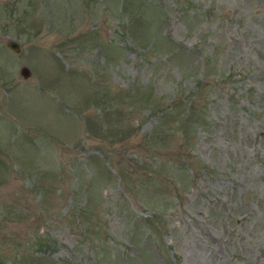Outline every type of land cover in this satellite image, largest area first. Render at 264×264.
Returning <instances> with one entry per match:
<instances>
[{
  "label": "rangeland",
  "instance_id": "rangeland-1",
  "mask_svg": "<svg viewBox=\"0 0 264 264\" xmlns=\"http://www.w3.org/2000/svg\"><path fill=\"white\" fill-rule=\"evenodd\" d=\"M0 264H264V0H0Z\"/></svg>",
  "mask_w": 264,
  "mask_h": 264
},
{
  "label": "water",
  "instance_id": "water-1",
  "mask_svg": "<svg viewBox=\"0 0 264 264\" xmlns=\"http://www.w3.org/2000/svg\"><path fill=\"white\" fill-rule=\"evenodd\" d=\"M6 46L8 48H10L14 52H19L20 51V45H19V43L16 42V41H14V40H11V39L8 40L6 42ZM19 74L22 76V78L27 79V78L30 77L31 72H30V70L26 66H23V67L20 68Z\"/></svg>",
  "mask_w": 264,
  "mask_h": 264
}]
</instances>
